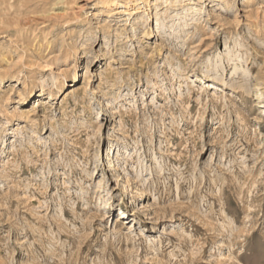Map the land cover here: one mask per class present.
Returning a JSON list of instances; mask_svg holds the SVG:
<instances>
[{
	"label": "rangeland",
	"instance_id": "374dc122",
	"mask_svg": "<svg viewBox=\"0 0 264 264\" xmlns=\"http://www.w3.org/2000/svg\"><path fill=\"white\" fill-rule=\"evenodd\" d=\"M259 80L264 0H0V264H264Z\"/></svg>",
	"mask_w": 264,
	"mask_h": 264
},
{
	"label": "bare ground",
	"instance_id": "6f19581e",
	"mask_svg": "<svg viewBox=\"0 0 264 264\" xmlns=\"http://www.w3.org/2000/svg\"><path fill=\"white\" fill-rule=\"evenodd\" d=\"M160 36H162V32L160 33ZM259 81H260V84H261V85L264 83V81H261V80H259ZM114 158H115V150L112 152V154H111V156H110L109 159L114 160Z\"/></svg>",
	"mask_w": 264,
	"mask_h": 264
}]
</instances>
